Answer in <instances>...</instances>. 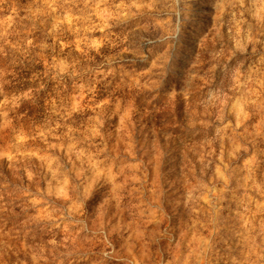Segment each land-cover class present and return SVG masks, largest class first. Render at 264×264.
<instances>
[{
  "label": "rangeland",
  "instance_id": "obj_1",
  "mask_svg": "<svg viewBox=\"0 0 264 264\" xmlns=\"http://www.w3.org/2000/svg\"><path fill=\"white\" fill-rule=\"evenodd\" d=\"M0 264H264V0H0Z\"/></svg>",
  "mask_w": 264,
  "mask_h": 264
}]
</instances>
